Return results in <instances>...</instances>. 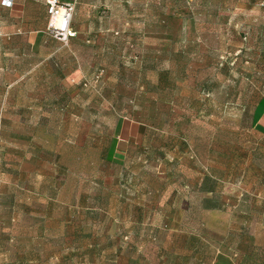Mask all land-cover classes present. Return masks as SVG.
I'll return each mask as SVG.
<instances>
[{"label":"rangeland","instance_id":"1","mask_svg":"<svg viewBox=\"0 0 264 264\" xmlns=\"http://www.w3.org/2000/svg\"><path fill=\"white\" fill-rule=\"evenodd\" d=\"M57 1L0 28V264L264 256V0Z\"/></svg>","mask_w":264,"mask_h":264},{"label":"crops","instance_id":"2","mask_svg":"<svg viewBox=\"0 0 264 264\" xmlns=\"http://www.w3.org/2000/svg\"><path fill=\"white\" fill-rule=\"evenodd\" d=\"M2 0H0L1 2ZM46 0H13V6L11 8L0 7V28L13 30L14 34L24 33L26 37V43L30 46L40 45L44 42V35L47 33V18H42L39 28L33 27L34 13L32 12L35 7L44 5L46 7ZM42 7V6H41ZM9 17V22L5 19ZM253 129L257 132L264 134V101L261 103V109L255 119L253 120ZM136 133H130L129 135L137 136ZM205 208V207H204ZM190 254H194V249L189 251ZM197 255L199 253H196ZM198 264H205L203 256L198 260ZM206 264H264V256L254 255L248 252H234L233 254L228 252L217 251L212 261Z\"/></svg>","mask_w":264,"mask_h":264},{"label":"built area","instance_id":"3","mask_svg":"<svg viewBox=\"0 0 264 264\" xmlns=\"http://www.w3.org/2000/svg\"><path fill=\"white\" fill-rule=\"evenodd\" d=\"M45 3L48 14V35L59 42L67 43L68 39L74 36L71 30L74 2L59 4L57 0H46ZM12 6L13 0H2L0 2V7L11 8Z\"/></svg>","mask_w":264,"mask_h":264},{"label":"trees","instance_id":"4","mask_svg":"<svg viewBox=\"0 0 264 264\" xmlns=\"http://www.w3.org/2000/svg\"><path fill=\"white\" fill-rule=\"evenodd\" d=\"M58 3L59 4H63L62 2H58ZM205 208L206 209H214V208H217V205L212 203L211 201H207V204L205 205Z\"/></svg>","mask_w":264,"mask_h":264}]
</instances>
